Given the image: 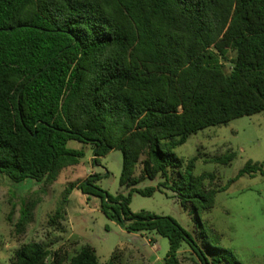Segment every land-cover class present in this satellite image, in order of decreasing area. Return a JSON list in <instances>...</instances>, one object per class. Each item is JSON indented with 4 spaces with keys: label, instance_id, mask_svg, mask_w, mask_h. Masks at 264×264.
<instances>
[{
    "label": "trees",
    "instance_id": "1",
    "mask_svg": "<svg viewBox=\"0 0 264 264\" xmlns=\"http://www.w3.org/2000/svg\"><path fill=\"white\" fill-rule=\"evenodd\" d=\"M229 51L226 72L220 58ZM261 111L264 0H0V180L52 183L84 155L70 140L93 145L94 163L120 150L119 183L130 190L100 191L101 210L128 232L167 237L163 264H180L183 242L202 264H242L199 218L221 189L213 173L193 175L195 158L182 171L173 149L204 127ZM262 166L249 160L238 176ZM158 175L160 186L191 206L196 239L170 216L129 208L132 191H154L135 185ZM93 177L82 192L94 191ZM50 255L51 264H99L90 245L68 258L37 241L17 247L12 263L46 264ZM105 264L121 263L112 254Z\"/></svg>",
    "mask_w": 264,
    "mask_h": 264
},
{
    "label": "rangeland",
    "instance_id": "2",
    "mask_svg": "<svg viewBox=\"0 0 264 264\" xmlns=\"http://www.w3.org/2000/svg\"><path fill=\"white\" fill-rule=\"evenodd\" d=\"M233 57L229 51L227 60L220 58L226 72ZM67 146L82 149L84 155L77 164L61 169L52 183L0 180V264H13L14 250L29 241L40 242L51 252L61 250L68 258L87 244L95 250L99 264L112 254L121 264H163L169 250L167 237L155 231L128 232L101 210L100 191L116 195L130 190L119 183L121 151L111 149L94 163L93 145L70 140ZM173 152L183 159L182 171L195 158L192 174L211 172L213 186L221 188L212 207L199 212L206 233L216 232L218 244L230 249L242 264H264V111L204 127ZM230 153L233 157L227 164L213 160ZM249 160L263 164L262 170L238 176ZM90 176H94L90 179L94 191L82 192L81 183ZM162 180L158 175L139 181L136 188L153 187L154 191L151 195L132 191L129 208L170 216L196 239L201 229L191 206H182L170 189L159 185ZM24 205H30L29 221L17 232ZM57 208L60 217L54 216ZM51 258L46 264H51ZM178 258L180 264H202L185 242Z\"/></svg>",
    "mask_w": 264,
    "mask_h": 264
}]
</instances>
